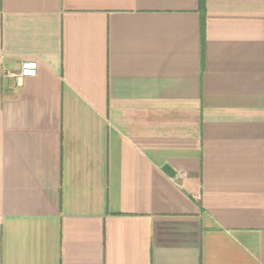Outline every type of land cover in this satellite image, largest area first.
Listing matches in <instances>:
<instances>
[{"label":"crops","instance_id":"0c3cea01","mask_svg":"<svg viewBox=\"0 0 264 264\" xmlns=\"http://www.w3.org/2000/svg\"><path fill=\"white\" fill-rule=\"evenodd\" d=\"M0 264H264V0H0Z\"/></svg>","mask_w":264,"mask_h":264},{"label":"built area","instance_id":"2783aa9c","mask_svg":"<svg viewBox=\"0 0 264 264\" xmlns=\"http://www.w3.org/2000/svg\"><path fill=\"white\" fill-rule=\"evenodd\" d=\"M37 64L34 60H23L20 69L17 72L10 71L9 74L13 75L18 81L24 76H33L36 74Z\"/></svg>","mask_w":264,"mask_h":264},{"label":"water","instance_id":"95a60500","mask_svg":"<svg viewBox=\"0 0 264 264\" xmlns=\"http://www.w3.org/2000/svg\"><path fill=\"white\" fill-rule=\"evenodd\" d=\"M162 168L167 174H169L171 176H173L175 174V171L167 164H165Z\"/></svg>","mask_w":264,"mask_h":264}]
</instances>
